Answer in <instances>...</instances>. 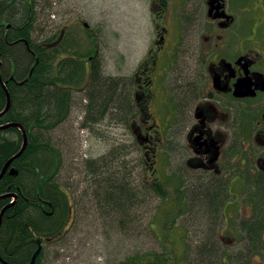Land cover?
<instances>
[{
	"label": "flooded vegetation",
	"instance_id": "obj_1",
	"mask_svg": "<svg viewBox=\"0 0 264 264\" xmlns=\"http://www.w3.org/2000/svg\"><path fill=\"white\" fill-rule=\"evenodd\" d=\"M42 2L0 0L20 17L15 42L7 36L16 26L6 18L0 23L11 48L1 68L8 65L10 80L18 79L21 54L43 55L64 40L62 27L45 43ZM147 10L152 43L131 83L118 85L128 100L124 129L149 173L169 188L182 241L202 239L207 264H264V0H149ZM112 108L114 119L120 111ZM68 197L39 206L53 217L61 202L63 214L68 210L64 231L74 214ZM185 214L194 233L178 224ZM34 231L32 256L53 241ZM4 261L13 264L0 253Z\"/></svg>",
	"mask_w": 264,
	"mask_h": 264
},
{
	"label": "rangeland",
	"instance_id": "obj_2",
	"mask_svg": "<svg viewBox=\"0 0 264 264\" xmlns=\"http://www.w3.org/2000/svg\"><path fill=\"white\" fill-rule=\"evenodd\" d=\"M148 5L149 0H43L39 9L47 37L60 32L62 27L68 28L77 36L69 52L87 56V62H91L88 56L95 55L103 78L120 79L118 85L127 86L152 43ZM93 48L95 53H91ZM65 56L68 57L67 53ZM27 61L29 64L30 60ZM85 66L89 72V64ZM108 83L109 80L104 82ZM88 86L87 90L84 87L82 92L73 93L69 117L52 132L53 143L63 154L60 183L68 190L74 214L72 224L65 226L67 231L46 243L42 263L120 264L133 255L157 252L170 255L176 264H207L203 251H199L204 247L202 239L184 242L179 229L165 235L164 224L169 228L177 214L169 199L162 200L151 190L152 181H165L151 175L140 150L137 154L128 130L124 129L129 123L126 115L116 113L112 118L111 110L119 105L121 90L117 91V98L106 103L111 110L102 117L101 109L91 105L100 88ZM87 116L97 119L83 127ZM118 175L124 180L131 201L125 213L117 215L107 209L101 183L108 177L117 180ZM164 187L170 197L166 183ZM170 210L171 215L165 217ZM178 224L189 225L190 233L195 232L190 214L179 218Z\"/></svg>",
	"mask_w": 264,
	"mask_h": 264
},
{
	"label": "trees",
	"instance_id": "obj_3",
	"mask_svg": "<svg viewBox=\"0 0 264 264\" xmlns=\"http://www.w3.org/2000/svg\"><path fill=\"white\" fill-rule=\"evenodd\" d=\"M13 9L8 8L5 4H3V7H0V23L6 18L7 22L13 23V26H16L15 30L13 28L7 36L9 43L15 42L17 38L22 37L21 34L11 36L13 31L20 33L18 30L20 26L15 22V19L20 17L17 16L18 13ZM4 30L3 27H0V59L5 63L11 53V48L6 39L3 38ZM64 35L62 44L53 49L48 48L43 55L37 54L34 57L27 52L20 53L25 59L26 69L30 65L27 59L35 63L32 67L34 69L33 73H30L31 75L29 74L27 78L25 77L29 73L28 69L26 70V74L24 70H19L17 80L8 79L5 73L8 65L5 64V67L0 69L2 81L10 92L12 102L8 114L0 118V126L8 125V123H20L25 127L29 138L27 149L20 159L16 160L12 165L17 168L18 175H11L8 171L3 179L0 180V196L17 193V199H19L6 212L2 220V227L0 228V253L4 254V258L13 264H25L31 258L32 250L35 248V242L33 241L35 239L33 235L34 230L38 231L40 235L51 239H55L65 232L63 225L67 220L68 210L63 214L64 208L61 202L58 207L62 211H58L53 217L44 215L40 211L39 206L41 201L48 200L58 203L61 197L65 199L69 195L67 194L68 190H63L61 187L63 186L60 183L62 177L59 173L62 172L63 168V154L54 145L52 132L60 127L62 122L69 117L73 93L82 92L84 87L86 90L89 89V84L99 86L100 90L98 89L96 92L97 100L92 99L91 105L94 104V107L96 105L101 109L100 116L105 117L109 113V110H111L106 107L107 104L115 94L119 93L117 91L120 90L118 86L121 81L120 79L110 80L103 78L101 74L102 69L96 63L95 55L90 54L94 57L88 56L91 62H87V56L81 53L78 54L77 52H69L70 48L75 46L74 43L77 42V36L68 31V28L65 29ZM49 42H51V37H48L45 41L47 44ZM96 51L94 49L91 53H95ZM66 53L68 57L65 56ZM20 64L23 63H19V67ZM87 64L90 66L89 72H87V67L85 66ZM106 80H109L108 85L104 84ZM106 97L110 98L103 102ZM120 97L121 99L118 101L119 105L117 108L121 114L126 115L128 100L126 99L127 97L125 98L126 100L122 98V93ZM6 106V92H4L0 81V112L4 111ZM86 120L83 127L87 126L88 123H92V120L88 116ZM23 139L24 137L20 129L11 127L8 130L0 131V173L4 168L3 166L14 155L20 152L23 147ZM98 162L101 163L102 160ZM93 166H96V164H93ZM97 175L100 176L101 174ZM118 179L108 177V179L104 178L103 183H101L103 189L105 188L104 203L108 207L107 209L115 212L117 215L125 213L126 206L131 201L130 194H128L127 190L125 191L126 185L124 180L119 175ZM152 182L150 188L153 193L161 197L162 200L165 199L167 201L168 192H166L164 187L165 183L160 181ZM16 187L20 188L21 192ZM63 187L66 188V186ZM68 199L69 197L67 198V202ZM12 200L10 198L0 200V214L4 207L12 203ZM170 212L171 210L169 214H167L168 212L165 213V217L170 216ZM29 223L33 231L28 226ZM174 227L175 220L173 221V219L169 228H166L164 224L165 235L169 231L174 230ZM6 251L12 252L14 255L7 256L5 254ZM43 257L44 253L41 254L36 263L43 264ZM172 260V257L170 255L167 256L166 253L154 252L145 253L144 255H133V257H128L120 264L177 263V261L174 263Z\"/></svg>",
	"mask_w": 264,
	"mask_h": 264
},
{
	"label": "water",
	"instance_id": "obj_4",
	"mask_svg": "<svg viewBox=\"0 0 264 264\" xmlns=\"http://www.w3.org/2000/svg\"><path fill=\"white\" fill-rule=\"evenodd\" d=\"M0 68H1V63H0ZM1 71V70H0ZM0 81L2 83V86H3V89H4V92H6V97H7V106L5 108V110L3 111L4 113L7 114V112L10 110L11 108V95H10V92L7 90V87H6V84L2 81V78H1V74H0ZM4 114L0 113V117H3ZM11 127H15V128H20L22 129V134H23V148L22 150L20 151L19 154H17L14 158H12L10 160L9 163L6 164L4 170L2 171V173L0 175H4L7 171V169L9 168V165L12 161H14L15 159L19 158L20 155L23 153V151L26 149L27 147V143H28V134L26 133V131L22 128V126L20 124H8V125H3V126H0V131L2 130H8V128H11ZM13 172V171H12ZM7 198H10V199H15V201H13L12 203H10V205H8L7 207H4L1 211V214H0V228L2 227V224H3V218L7 212V209L12 207V205H14L17 201V194H14V193H11V194H4V195H1L0 196V200L1 199H7ZM41 254V248H38L36 250V253L33 255L31 261L28 263V264H36V261L38 259V257L40 256ZM4 263L6 264H9L7 263L6 261H4Z\"/></svg>",
	"mask_w": 264,
	"mask_h": 264
},
{
	"label": "bare ground",
	"instance_id": "obj_5",
	"mask_svg": "<svg viewBox=\"0 0 264 264\" xmlns=\"http://www.w3.org/2000/svg\"><path fill=\"white\" fill-rule=\"evenodd\" d=\"M92 57H94V56H92ZM0 63L2 64V62L0 61ZM1 69V68H0ZM0 74H1V71H0ZM5 110V109H4ZM0 113H2V114H4L3 115V117H5L7 114H8V112H7V114L6 113H4L3 111L2 112H0ZM3 117H0V118H3ZM8 124H15V123H8ZM20 124V123H19ZM21 126H22V128L26 131V129H25V127L22 125V124H20ZM13 128H15V127H13ZM17 129H20V128H17ZM21 130V132H22V129H20ZM27 133V132H26ZM28 140H29V138H28ZM24 146V145H23ZM27 147H28V143H27ZM27 147H26V149H27ZM23 148V147H22ZM25 149V150H26ZM22 150V149H21ZM20 150V151H21ZM25 150L23 151V153L25 152ZM20 153V152H19ZM19 153H17V154H19ZM22 153V154H23ZM16 154V155H17ZM21 154V155H22ZM16 155H14V157L16 156ZM21 155H20V157H21ZM14 157H12V158H14ZM20 157L19 158H17V159H15L14 161H12L11 163H10V165H9V168L7 169V171H6V173L4 174V175H0V180H2L3 179V177L8 173V171H9V174H11V175H14V176H17L18 175V170H17V168L16 167H14V166H12L13 165V163L16 161V160H18V159H20ZM11 158V159H12ZM10 159V160H11ZM10 160L7 162V163H9L10 162ZM6 163V164H7ZM6 164L3 166L4 168H5V166H6ZM4 168L2 169V171L4 170ZM2 171H1V173H2ZM13 171V172H12ZM0 173V174H1ZM17 188V187H16ZM18 189V191H20L21 192V189L20 188H17ZM15 194V193H14ZM17 194V193H16ZM18 195V194H17ZM13 199V198H12ZM13 201H15V199H13L12 200V202ZM7 207V206H6ZM11 208V207H10ZM9 209V208H8ZM8 209H7V211H8Z\"/></svg>",
	"mask_w": 264,
	"mask_h": 264
}]
</instances>
